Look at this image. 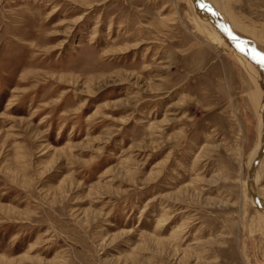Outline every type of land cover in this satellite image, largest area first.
I'll use <instances>...</instances> for the list:
<instances>
[{
  "label": "rangeland",
  "instance_id": "rangeland-1",
  "mask_svg": "<svg viewBox=\"0 0 264 264\" xmlns=\"http://www.w3.org/2000/svg\"><path fill=\"white\" fill-rule=\"evenodd\" d=\"M197 1L0 0V264H264V0Z\"/></svg>",
  "mask_w": 264,
  "mask_h": 264
},
{
  "label": "bare ground",
  "instance_id": "bare-ground-1",
  "mask_svg": "<svg viewBox=\"0 0 264 264\" xmlns=\"http://www.w3.org/2000/svg\"><path fill=\"white\" fill-rule=\"evenodd\" d=\"M200 1V2H199ZM197 3L198 4H200L202 7H203V9H204V11L206 12V13H208V15L210 14L209 12H213L212 13V15H214V11L212 10V8H210L209 6H207V5H205L201 0H198L197 1ZM217 14V13H216ZM214 17L216 18V20L220 23V26H222L224 29H225V32L228 34V35H230V36H234L233 35V31L231 30V28L230 27H228V26H225L224 25V21H223V19L217 14V15H214ZM214 18V19H215ZM233 22V21H232ZM233 24L235 25V26H237L234 22H233ZM243 30H245L244 28H242ZM245 31H247V30H245ZM237 40H239V39H237ZM241 42V41H240ZM243 48H244V46H243ZM248 52V51H247ZM254 61V60H253Z\"/></svg>",
  "mask_w": 264,
  "mask_h": 264
},
{
  "label": "snow or ice",
  "instance_id": "snow-or-ice-1",
  "mask_svg": "<svg viewBox=\"0 0 264 264\" xmlns=\"http://www.w3.org/2000/svg\"><path fill=\"white\" fill-rule=\"evenodd\" d=\"M260 62H261L262 64H264V60H261Z\"/></svg>",
  "mask_w": 264,
  "mask_h": 264
},
{
  "label": "water",
  "instance_id": "water-1",
  "mask_svg": "<svg viewBox=\"0 0 264 264\" xmlns=\"http://www.w3.org/2000/svg\"><path fill=\"white\" fill-rule=\"evenodd\" d=\"M213 10V9H212ZM214 11V10H213ZM215 14H216V12H214ZM217 15V14H216ZM235 39H237V38H235ZM239 42H240V40H238Z\"/></svg>",
  "mask_w": 264,
  "mask_h": 264
}]
</instances>
